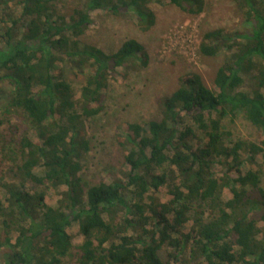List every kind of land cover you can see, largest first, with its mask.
<instances>
[{"label": "trees", "instance_id": "16d2710c", "mask_svg": "<svg viewBox=\"0 0 264 264\" xmlns=\"http://www.w3.org/2000/svg\"><path fill=\"white\" fill-rule=\"evenodd\" d=\"M153 1L84 0L66 20L53 0H0L4 110L38 138L12 121L0 135L12 162L10 181L0 179V229L9 248L0 264H264V189L252 168L264 156V0H231L245 33L202 36V56L225 55L212 89L200 75H184L161 100L158 119L146 128L129 124L116 139L129 167L120 179L88 186L79 176L90 151L86 122L102 111L110 77L136 62L147 66L134 39L111 54L80 39L95 11L132 13L138 28L149 30ZM168 1L191 16L204 12V0ZM59 63L87 70L78 98ZM241 116L261 132L260 144L235 138L225 123ZM163 186L167 203L155 195ZM47 189H62L55 207L45 203ZM74 225L78 246L69 234Z\"/></svg>", "mask_w": 264, "mask_h": 264}, {"label": "rangeland", "instance_id": "374dc122", "mask_svg": "<svg viewBox=\"0 0 264 264\" xmlns=\"http://www.w3.org/2000/svg\"><path fill=\"white\" fill-rule=\"evenodd\" d=\"M83 3L84 0L52 2L57 15L65 17L66 20H69L72 11L81 7ZM204 3V12L198 16H191L170 5L168 0H155L150 4L155 14V24L147 31L138 28L136 17L132 13L113 15L95 11L91 14L92 24L80 39L82 43L111 54L124 41L134 39L144 47L147 66L141 67L136 62L135 65L117 69L110 77L108 87L102 91V111L87 120L86 132L90 151L85 156L83 168L79 173L86 185L109 183L120 179L121 173L129 170L123 161L124 150L118 146L116 139L126 133L129 124L139 123L146 128L150 120L158 119L161 100L178 88L181 77L198 74L209 88H213L216 71L222 65L225 55L202 56L199 53L202 36L217 29L223 30L225 34L231 32L242 34L246 32L247 27L231 0H204ZM1 18L0 12V22ZM57 67L63 71L65 79L71 84L78 98L87 70L74 67L71 63H59ZM8 90L6 85L0 83V135L9 134L6 122L12 121V126L21 134H26L32 141L38 142L35 132L23 123L19 115L11 119L5 113L4 95ZM225 123L235 138L260 144L261 132L253 128L242 116L233 124L228 121ZM18 131L14 129L15 134ZM13 138L17 139V136ZM11 165L9 157H4L1 152L0 145V179L3 182L10 181L9 177L12 174L8 172ZM252 168L260 172L261 186L264 189L263 154L255 157ZM217 171L222 174L225 169L218 167ZM37 174H42V171H37ZM42 190L43 188H40L39 192ZM61 192L62 189L56 191L47 189L44 193L46 205L55 207L60 200ZM155 195L162 203L171 200L165 186ZM222 197L227 201L231 194L225 190ZM69 234L73 245L78 246L82 241L78 226H72ZM15 237V233L10 235L12 244ZM0 239L3 241L1 229ZM8 252L9 248L3 241L0 247V263L4 261V255ZM167 253L166 249L161 252L163 259H167ZM74 263L75 258L64 260V264Z\"/></svg>", "mask_w": 264, "mask_h": 264}]
</instances>
